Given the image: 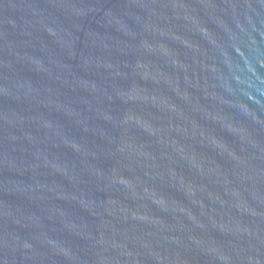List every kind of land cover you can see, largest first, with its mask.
<instances>
[{"label": "water", "instance_id": "95a60500", "mask_svg": "<svg viewBox=\"0 0 264 264\" xmlns=\"http://www.w3.org/2000/svg\"><path fill=\"white\" fill-rule=\"evenodd\" d=\"M0 264H264V0H0Z\"/></svg>", "mask_w": 264, "mask_h": 264}]
</instances>
